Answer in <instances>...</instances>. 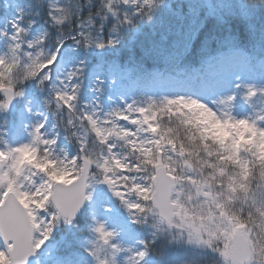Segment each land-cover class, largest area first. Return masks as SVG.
Instances as JSON below:
<instances>
[{"label": "snow or ice", "instance_id": "6c2138e0", "mask_svg": "<svg viewBox=\"0 0 264 264\" xmlns=\"http://www.w3.org/2000/svg\"><path fill=\"white\" fill-rule=\"evenodd\" d=\"M197 8L0 0V264H264V0Z\"/></svg>", "mask_w": 264, "mask_h": 264}, {"label": "trees", "instance_id": "16d2710c", "mask_svg": "<svg viewBox=\"0 0 264 264\" xmlns=\"http://www.w3.org/2000/svg\"><path fill=\"white\" fill-rule=\"evenodd\" d=\"M171 2L179 3V2H181V0H170V3ZM195 4L198 5L197 11L200 12L201 14H203V10H205L207 8V5H208L203 0H195ZM213 23H214V21H212L211 19H207L206 26L204 29L206 35L210 34V30H211V32L217 31L215 28H213Z\"/></svg>", "mask_w": 264, "mask_h": 264}, {"label": "rangeland", "instance_id": "374dc122", "mask_svg": "<svg viewBox=\"0 0 264 264\" xmlns=\"http://www.w3.org/2000/svg\"><path fill=\"white\" fill-rule=\"evenodd\" d=\"M203 1H205L207 4L216 2V0H203ZM129 86H131V83L129 84Z\"/></svg>", "mask_w": 264, "mask_h": 264}]
</instances>
